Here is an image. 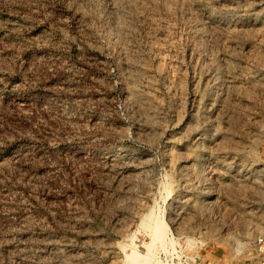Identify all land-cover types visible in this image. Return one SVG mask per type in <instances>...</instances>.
Returning <instances> with one entry per match:
<instances>
[{"label": "rangeland", "instance_id": "obj_1", "mask_svg": "<svg viewBox=\"0 0 264 264\" xmlns=\"http://www.w3.org/2000/svg\"><path fill=\"white\" fill-rule=\"evenodd\" d=\"M261 232L264 0H0V264H239Z\"/></svg>", "mask_w": 264, "mask_h": 264}, {"label": "bare ground", "instance_id": "obj_2", "mask_svg": "<svg viewBox=\"0 0 264 264\" xmlns=\"http://www.w3.org/2000/svg\"><path fill=\"white\" fill-rule=\"evenodd\" d=\"M152 215L154 216L153 213H147L142 220V224L145 227L149 228L150 232L154 236V239L160 240L164 235L165 225L162 221L158 220L156 217L153 218ZM146 253L145 255L141 256L140 253L133 251V253L129 255L127 263L128 264L144 263L148 258V255Z\"/></svg>", "mask_w": 264, "mask_h": 264}, {"label": "built area", "instance_id": "obj_3", "mask_svg": "<svg viewBox=\"0 0 264 264\" xmlns=\"http://www.w3.org/2000/svg\"><path fill=\"white\" fill-rule=\"evenodd\" d=\"M237 254L241 255V252ZM239 264H264V232L252 241L250 250L242 255V261Z\"/></svg>", "mask_w": 264, "mask_h": 264}]
</instances>
